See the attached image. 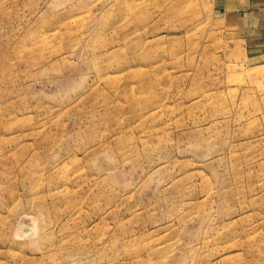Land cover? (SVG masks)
I'll return each instance as SVG.
<instances>
[{"label":"rangeland","instance_id":"374dc122","mask_svg":"<svg viewBox=\"0 0 264 264\" xmlns=\"http://www.w3.org/2000/svg\"><path fill=\"white\" fill-rule=\"evenodd\" d=\"M219 4L0 0V264H264V33Z\"/></svg>","mask_w":264,"mask_h":264},{"label":"crops","instance_id":"0c3cea01","mask_svg":"<svg viewBox=\"0 0 264 264\" xmlns=\"http://www.w3.org/2000/svg\"><path fill=\"white\" fill-rule=\"evenodd\" d=\"M219 5L231 29L244 28L246 36L264 33V0H220Z\"/></svg>","mask_w":264,"mask_h":264}]
</instances>
